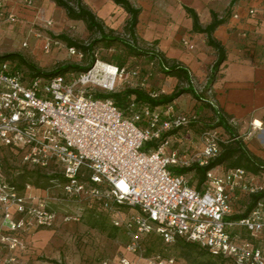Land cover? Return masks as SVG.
Returning <instances> with one entry per match:
<instances>
[{
  "label": "built area",
  "instance_id": "built-area-1",
  "mask_svg": "<svg viewBox=\"0 0 264 264\" xmlns=\"http://www.w3.org/2000/svg\"><path fill=\"white\" fill-rule=\"evenodd\" d=\"M26 3L30 5L31 0ZM3 6L0 0V22L13 20L14 14ZM50 46L46 37L44 48ZM68 50L79 59L85 57L75 46ZM139 75V68L129 70L96 59L79 74L30 77L14 60H0V216L13 233L2 241L10 250L24 248L19 231L52 227L57 218L51 200L31 183L23 189L10 184L1 155V149L9 147L20 154L25 167L59 172L65 181H51L66 195L87 197L113 212L129 208L127 217L113 223L125 230L126 249L137 256L135 264L142 260L144 264H177L174 257L159 253L145 256L143 240L150 234L165 242L183 238L199 243L234 264H264V240L259 239L264 234V198L247 216L228 219L238 211L241 194L262 189L255 175L243 167L217 166L206 172V181L198 190L186 174L170 169L204 166L217 156L221 138L216 131L205 130L193 141L178 131L196 120L193 112L176 111L173 106L165 112L149 105L138 109L134 102L125 110L112 98L95 96L96 92H114L118 81ZM148 77L141 82L143 88L148 86ZM148 93L157 95L152 90ZM173 130L176 133L159 146L143 149ZM244 230L258 238V244L244 240Z\"/></svg>",
  "mask_w": 264,
  "mask_h": 264
},
{
  "label": "crops",
  "instance_id": "crops-1",
  "mask_svg": "<svg viewBox=\"0 0 264 264\" xmlns=\"http://www.w3.org/2000/svg\"><path fill=\"white\" fill-rule=\"evenodd\" d=\"M26 1L3 0L4 10L13 13L14 19L0 22V40L9 37L10 29L17 26L24 30L30 20L34 19L36 4H44L43 1L31 0L28 5ZM83 1L106 28L122 30L126 26L129 14L113 0ZM130 1L141 9L136 28L140 44L155 49L167 59L185 67L197 90L206 88L217 52L208 45L205 33L194 30L193 19L186 7L194 9L200 24L206 26L212 21L213 11L223 15L231 6V16L213 33L225 46L226 59L213 84L203 95V100L191 98L190 104L192 107L203 108L207 115H212L207 107L210 106L228 117L249 149L264 159V0H235L233 4L232 0ZM53 10L54 14L58 9ZM49 20L53 22L51 18ZM45 41L46 38L42 40L43 44ZM160 79L161 91L165 92H171L179 82L176 76L161 73ZM186 97V100L190 99ZM183 98L181 96L172 103L174 110L182 111L179 104ZM167 108L160 106L157 110L165 112ZM37 192L40 193L39 190ZM127 213L129 212L123 211L122 217H127ZM0 248L1 256L4 252L8 256L11 251L6 244L0 245ZM19 249L13 250L15 255L9 256L13 261L17 255L19 257L20 254L32 253L31 247ZM124 251L120 264H124L123 260L135 264L134 255L126 248ZM5 261L13 264L8 263V259ZM0 264L4 262L1 261Z\"/></svg>",
  "mask_w": 264,
  "mask_h": 264
},
{
  "label": "rangeland",
  "instance_id": "rangeland-1",
  "mask_svg": "<svg viewBox=\"0 0 264 264\" xmlns=\"http://www.w3.org/2000/svg\"><path fill=\"white\" fill-rule=\"evenodd\" d=\"M43 1L41 6L36 4L34 19H31L26 28L21 29L15 27L10 29V36L0 40V54L7 52H18L27 60L33 62L38 68L49 71L56 66L64 63H76L84 65L89 60L87 53L85 57L79 59L77 56L71 55L68 50V45L61 39L59 34H67L75 40L87 43L93 38H98V34L88 30L84 20L69 19L64 8L58 6L52 0H37ZM53 9H58L53 14ZM51 18L53 22L51 25L47 21ZM125 28V27H124ZM122 30H115L116 34L126 37L127 35ZM49 37L51 46L49 50L44 48L42 40ZM27 41V45H24ZM94 53L100 61L112 64L115 56L121 54L123 58L126 57L127 62L135 67H141L151 73L149 77L148 90H159L162 85L160 79V68L155 60L150 64L149 58L143 55L138 57L126 56L125 49L122 45L116 44L111 48H106L100 44ZM25 72L29 69L22 65ZM67 73L66 75H69ZM140 83V78L137 76L130 77L126 80L118 81L116 91L125 88L136 87ZM206 89L198 88V94L205 95ZM184 98L180 101V108L185 112H195L198 115L197 123H191L187 127L180 130V134H189V138L193 141H198L200 134L205 130H213L222 139H227L228 134L223 128H211L213 115H207L203 112V108L192 107L190 104V94H183ZM188 96V97H186ZM186 98H190L186 100ZM212 113V112H210ZM1 155L4 161V170L7 179L12 178L17 169L26 168L28 171L24 179L26 182L33 184L39 181L42 185L46 184L48 174L52 170H36V168H27L21 161V156L16 151H11L8 148L1 149ZM25 170V169H24ZM191 174L187 178H191ZM22 179H20V182ZM255 182L264 188V171L261 176L255 178ZM46 186V185H45ZM49 190L45 193L43 188H36L40 191V195L51 200V206L57 214L56 222L52 227L33 226L27 231H19L18 237L23 240L26 247L32 248L31 254H20L15 257L13 264H53L47 260L56 259L63 261L66 264H120V259L125 255L124 249L129 241L125 230L122 227H116L113 220L118 219L124 215L123 211H130L129 208H123L110 211L106 208H101L97 201L90 200L87 197L79 198L76 196L66 195L61 186L56 182H48L46 186ZM46 188V189H47ZM128 215V213H127ZM66 216H71L68 221ZM74 217H77L75 219ZM95 226H94V225ZM13 233L7 228L3 222V217L0 216V245L3 246L5 242L3 237L12 236ZM143 246L146 250L145 256H151L155 252H163L165 255L174 257L177 264H190V261L185 259L182 248L174 241L165 242L159 238L157 234H150L145 236ZM5 247V246H4ZM3 247V248H4ZM19 250H22L21 248ZM13 250L8 252V256H3L0 253V262L6 263V259L13 254ZM12 254V255H11ZM137 260V256H133ZM4 259V260H3ZM19 260V261H18ZM18 261V262H17ZM143 260L141 261V263ZM218 264H229L221 263Z\"/></svg>",
  "mask_w": 264,
  "mask_h": 264
},
{
  "label": "trees",
  "instance_id": "trees-1",
  "mask_svg": "<svg viewBox=\"0 0 264 264\" xmlns=\"http://www.w3.org/2000/svg\"><path fill=\"white\" fill-rule=\"evenodd\" d=\"M52 1H54L58 6L64 8L66 15L69 19L84 20L88 30L97 33L99 35L98 38H93L92 40L88 41L86 44L75 40L74 38L68 36L67 34L62 33L56 36L59 39L63 40L68 45V47L75 46L86 52L89 57L87 63L84 65H80L76 63H64L56 66L55 68L49 71H45L38 68L33 62L27 60L26 58H24V56H22L18 52H8L2 54L0 55V60L1 59L14 60L17 63L18 68L20 69L23 68L22 65H25L29 69L28 73L30 77H38V76L50 77L57 74L66 75L67 73L79 74L89 69L92 66V64L95 62V60L99 59L94 53V49H96V47L102 44L106 48H111L112 46L119 44L124 47L126 56L138 57L143 55L149 58L150 64L154 63L156 60L157 64L159 65L161 74L176 76L179 79V82L171 92L161 91L162 90L161 87L159 88V90L152 89V91L157 92V95L151 96L148 93L147 87L143 88L141 86V82L147 74H149V77L152 74L149 73V71L146 69H142L141 67L139 68L130 65L126 60V57L123 58L121 54H117L114 60L112 61V64L117 65L119 67H126L129 70L133 68H139L140 75L138 76V78H140V83L136 87L125 88L120 91H114L108 93L96 92L95 93L96 97L112 98L121 108L125 110H127L130 107L131 102H134L136 108L138 109L141 108L143 105H149L154 109H157L160 106L169 107V105L171 106L172 103L176 99L183 96V94H190L196 99L203 100V95L198 94V90L195 89V87L193 86L191 77L188 73V70L185 67H183L174 60L167 59L163 54L155 51V49L144 47L140 44L136 33V28L139 22V15L141 9L136 7L130 0H113L116 4L122 6L124 10L129 14V19L124 28V32L127 35L126 37L116 34L115 30L113 29L106 28L104 23L97 17V15L87 6V4L83 0H52ZM234 2L235 0H232L231 4H233ZM186 10L193 19L194 30L205 33L207 35L208 45L212 46L217 52V58L214 64L212 65L211 73L205 88L207 90L208 87L213 84L221 64L226 59V48L219 40H217L213 36V33L218 26L226 22L227 19L231 16L232 9L230 6V8H228L223 15H220L219 13L213 11L212 21L206 26H202L200 24L198 14L194 9L186 7ZM149 77L146 80L147 84H149L148 81ZM207 107H209L213 115V117L211 118L213 119L212 123L208 124L207 126L214 129L221 127L228 134L227 139L221 138L220 141L221 149L219 154L211 158L208 161V163L204 166L193 164L191 166H184V167L171 166L170 169L175 174H186V175L191 174L192 176L189 179V183L192 187L198 190L202 189L203 184L206 181V172L217 166H222L224 169L243 167L247 171L254 174L255 178L257 176L259 178L262 172L264 171V159L256 155L254 152H252L249 149L246 142L240 136L235 126L232 123H230L228 117L224 116L218 111H215V109L210 106ZM196 116H197L196 120L192 121L191 123L199 122L198 115L196 114ZM176 131L177 130H173L165 133L163 135L162 140H159L158 142L151 141L147 143L143 147V149L146 150V149H150L151 147L159 146L167 136L171 135L172 133H176ZM184 143H186V141H184ZM185 145L186 144H184V146ZM7 148L10 149L11 151H14L9 147ZM24 169L22 170L17 169L15 174L14 175L12 174V178L8 179L10 184L16 186L18 189H23L26 183H30V182H26L27 180L24 179L26 176H28L26 175L28 170L26 168ZM39 169L40 168H36V170ZM48 175L49 176H47L46 184L42 185L39 181H36L32 185L36 188L38 187V188L46 189L47 183L51 182L52 179H55L60 182L65 181V179L62 177V175L59 172L51 173ZM20 179H22L21 180L22 182H20ZM262 198H264V188H262L261 190L255 193L241 194V196L239 197L236 203V207L238 211L232 214L228 219H239L247 216L255 206L256 202ZM97 204L101 208H104L100 202L97 201ZM123 208L124 207H122V209ZM241 236L246 241L248 240L249 242L258 244V238L255 239L250 237L249 233H247L245 230L242 231ZM159 238L163 240L160 236ZM259 239L264 240V234L260 236ZM174 242H176L182 248V250L184 251L182 252V254L185 259L190 261V264H218V261L221 263L234 264L230 258L223 257L222 255H218V254H213L208 249L202 247L199 243L190 242L183 238H177L174 240ZM156 253L161 254L164 258L170 257L165 255L163 252H155L154 254ZM47 261L53 264H66L63 261H58L56 259H49Z\"/></svg>",
  "mask_w": 264,
  "mask_h": 264
},
{
  "label": "bare ground",
  "instance_id": "bare-ground-1",
  "mask_svg": "<svg viewBox=\"0 0 264 264\" xmlns=\"http://www.w3.org/2000/svg\"><path fill=\"white\" fill-rule=\"evenodd\" d=\"M100 63H101V61H100ZM109 69H110V70H113V68H112V67H109Z\"/></svg>",
  "mask_w": 264,
  "mask_h": 264
},
{
  "label": "water",
  "instance_id": "water-1",
  "mask_svg": "<svg viewBox=\"0 0 264 264\" xmlns=\"http://www.w3.org/2000/svg\"><path fill=\"white\" fill-rule=\"evenodd\" d=\"M93 64H94V63H93ZM93 64H92V65H93Z\"/></svg>",
  "mask_w": 264,
  "mask_h": 264
}]
</instances>
